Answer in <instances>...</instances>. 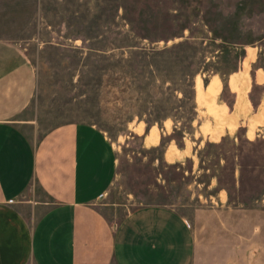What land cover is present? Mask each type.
<instances>
[{
  "label": "rangeland",
  "instance_id": "obj_1",
  "mask_svg": "<svg viewBox=\"0 0 264 264\" xmlns=\"http://www.w3.org/2000/svg\"><path fill=\"white\" fill-rule=\"evenodd\" d=\"M0 41L36 70L30 139L77 123L114 146L110 221L169 207L209 264H264V0H0ZM22 202L53 206L35 184Z\"/></svg>",
  "mask_w": 264,
  "mask_h": 264
},
{
  "label": "crops",
  "instance_id": "obj_2",
  "mask_svg": "<svg viewBox=\"0 0 264 264\" xmlns=\"http://www.w3.org/2000/svg\"><path fill=\"white\" fill-rule=\"evenodd\" d=\"M36 88L26 51L0 41V264H209L192 223L172 208L108 219L99 202L116 177L114 146L89 124H65L30 139L16 119ZM34 184L53 206L44 203L32 222L21 208Z\"/></svg>",
  "mask_w": 264,
  "mask_h": 264
},
{
  "label": "trees",
  "instance_id": "obj_3",
  "mask_svg": "<svg viewBox=\"0 0 264 264\" xmlns=\"http://www.w3.org/2000/svg\"><path fill=\"white\" fill-rule=\"evenodd\" d=\"M130 26L132 25V28H130V34L131 35H134L136 38H139L140 39V36H137V32H135V28H133V22H129ZM130 47V46H129ZM193 69V68H192ZM194 70H192V72H190L188 75H186L188 78H191V84L189 85V87L192 89V92H191V99L194 101L195 100V91H194V88H195V85H194V79H195V73L193 72ZM225 141V138L222 139V142ZM252 143V142H250ZM236 160L238 162H242L243 161V156L241 154H237L235 156ZM242 172V171H241ZM234 176H235V172H234Z\"/></svg>",
  "mask_w": 264,
  "mask_h": 264
}]
</instances>
